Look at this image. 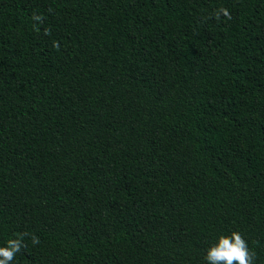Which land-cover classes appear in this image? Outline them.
I'll list each match as a JSON object with an SVG mask.
<instances>
[{
  "label": "trees",
  "instance_id": "trees-1",
  "mask_svg": "<svg viewBox=\"0 0 264 264\" xmlns=\"http://www.w3.org/2000/svg\"><path fill=\"white\" fill-rule=\"evenodd\" d=\"M232 231L264 264V0H0L10 264H207Z\"/></svg>",
  "mask_w": 264,
  "mask_h": 264
},
{
  "label": "clouds",
  "instance_id": "clouds-1",
  "mask_svg": "<svg viewBox=\"0 0 264 264\" xmlns=\"http://www.w3.org/2000/svg\"><path fill=\"white\" fill-rule=\"evenodd\" d=\"M220 11L231 18L227 10ZM38 242L33 237V243ZM23 246L20 239L8 240L5 246L0 247V264H10ZM204 259L207 264H254L255 253L249 249L247 241L238 231H232L230 235L219 236L218 241L206 250Z\"/></svg>",
  "mask_w": 264,
  "mask_h": 264
}]
</instances>
